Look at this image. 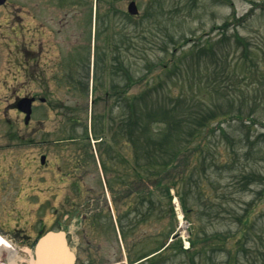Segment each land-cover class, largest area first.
Returning <instances> with one entry per match:
<instances>
[{"label": "rangeland", "instance_id": "374dc122", "mask_svg": "<svg viewBox=\"0 0 264 264\" xmlns=\"http://www.w3.org/2000/svg\"><path fill=\"white\" fill-rule=\"evenodd\" d=\"M129 1L7 0L0 5V178L3 177L0 183L6 178L25 183V198L17 196V190L0 189V219L11 224L1 226L9 231L25 221L28 228L36 215L44 214L40 205L48 208L53 204V197L41 190L39 184L53 185L57 181V168L62 164L57 156L63 155L68 162L70 149L68 146L59 151V143L44 146L41 143L44 137L63 138L66 139L63 144L69 143L71 135L86 133L87 126V133L92 135L89 143L95 149L97 138L108 135L106 118L117 121L122 113L130 112L128 104L123 110L118 105L109 108L108 101L117 98L110 99L105 94L111 85L118 83L114 59L118 62L121 57L125 76H133L135 80L126 89V101L140 95L136 99L140 101L135 103L137 108L141 106V128L139 133L130 128L135 131L136 147L147 139L156 142L166 132H172L170 123L161 114L154 118L158 110L148 114L149 103L170 109L178 105L181 120L189 118L195 124L196 116L215 114L205 119L195 134L184 123L174 126L168 136L170 144L157 149L153 144L151 150L175 157L169 176L165 175L161 182L162 177L157 175L156 224L155 228L146 227L148 232L142 229L143 247L150 246L145 240L149 233L152 240L157 238L159 248L171 234L179 232L176 243L184 247L189 241L190 249L178 250L171 241L158 253L157 264H225L231 255L238 257L232 260L233 264H264V0H135L140 9L136 16L127 12ZM61 18L70 23L63 25V60L68 59L66 45L71 41L78 58L90 63L87 69L94 64L90 70L94 92L77 93L72 96L73 101L64 91L55 92L54 27ZM70 26L71 40L67 37ZM209 38L216 42L217 54L207 50L199 56L191 49L193 45L201 47ZM24 41L25 45L34 41V47L38 41L47 44L39 63H33L39 64L36 74L27 75V59L14 52L17 44ZM14 59L24 61L25 69L15 67ZM78 71L81 75L83 67L78 66ZM26 92L45 96L48 101V104L36 102L29 124H25L24 115L12 105L17 96ZM58 95L78 108L66 116L67 121L57 130L55 109L49 110L48 106L55 105ZM179 95H183L182 103H174ZM143 96L146 100H142ZM44 112L47 121L42 126L39 119ZM75 116L81 123L67 118ZM97 118L101 120L95 121ZM155 119L158 120L154 122ZM101 127L102 131L97 132ZM136 147L125 143L126 167L135 165L129 151ZM42 153L48 156L45 167L40 163ZM68 182V176L62 173L63 200L69 193ZM169 184L174 187L167 192ZM174 196L180 211L175 209ZM246 210L255 211L253 222H257L248 243L250 249H226L225 246L235 247ZM21 213H25V218L19 216ZM44 217L47 227L57 228L49 209ZM7 254L4 252L5 259L2 258L5 262L10 257ZM22 257L27 258L26 252L24 256L19 251L17 263H21Z\"/></svg>", "mask_w": 264, "mask_h": 264}, {"label": "flooded vegetation", "instance_id": "af4514ba", "mask_svg": "<svg viewBox=\"0 0 264 264\" xmlns=\"http://www.w3.org/2000/svg\"><path fill=\"white\" fill-rule=\"evenodd\" d=\"M68 22L67 20L62 21L61 18L54 27V69L57 80L55 92L58 93L59 91L60 94L64 91L70 95L72 100L73 95L84 94L89 91L93 93L95 88L92 72L90 74V70H93V64L87 69L86 66H89L90 63L85 64V61L83 63L78 58L77 53H74L76 46L71 41L66 45L68 59L63 60L62 31L63 25L65 27L70 25ZM71 26L67 29L69 31L67 37L70 40L73 35ZM40 30L39 35L43 33ZM31 42V45L28 43L25 45V41L17 44L14 51L17 55L21 57L24 55L27 59V75H30L31 72L36 74L39 64L34 65L33 63H39L41 52L47 46V44L38 41L37 44L40 46L34 47L35 42ZM31 56L33 57L31 58ZM114 61L118 70V83L111 85L105 94L110 99L114 96L117 97L113 102L108 101L109 107L118 105L123 110L126 91L125 62L124 58L121 59V57H118V62L115 59ZM13 62L15 67L19 66L25 69L24 61L14 59ZM78 66L83 67L81 75L77 74L79 72ZM90 83L92 84L90 85ZM96 89L98 90V88ZM25 96L34 97L33 105L36 101L48 104L45 96L26 92L24 95L17 96L13 101L12 105L15 109L19 110V107L23 105L21 100ZM48 108L49 110L55 109L58 130L60 125L67 121L66 116L76 112L78 105L68 104L58 95L55 105L53 107L48 106ZM19 112L25 116L24 112L21 110ZM121 116L117 121L114 118H106L109 127L108 135L97 138L98 148L95 149L89 143V136L92 135L88 133L71 135L68 138L69 143L64 144L66 139L63 138L47 139L44 137L41 140L44 146L49 143H59L57 144L59 151H63L61 148L68 146L70 149L68 162L63 155L57 156L59 161L62 160V164L58 165L56 172L57 181L53 185H46L44 182L39 184L41 190H44L45 193L49 192V195L53 197V204H50L48 208L40 205L44 214L36 215L37 219L33 220L28 228H25L24 221L23 225L17 223L7 231L3 229L1 224H11L9 222L3 223L0 219V233L10 241V244L0 246V249H60V247H38L33 244L38 236L50 229L43 221L46 210L49 209L54 216V223L57 228H65L68 231L71 242L70 249H75V260L72 264H157V238L152 240V234L149 233L145 240L148 239L150 246L148 248L143 247V242L141 243L142 229L152 226L155 228L156 224V171L151 169L148 172L147 166L126 167L125 115L122 113ZM67 118H70L69 121L75 124L81 123V119L77 116ZM39 120L41 125L45 126L47 113L44 112L43 117ZM99 120L101 118L95 119V121ZM99 125L102 126V124ZM102 129L101 127L97 132L102 131ZM137 153V151H129L131 156ZM43 156L45 158L42 166L45 167L49 161L47 154L42 153L40 158L42 159ZM62 173L68 176L69 181L66 185L69 193L64 200L62 199ZM15 178L19 180L18 174L15 175ZM9 179L12 178H6L0 183V189H5V191L8 189L17 190V196L25 198V183L12 182ZM47 198L50 199V197ZM65 202H68V207H65ZM22 215L25 218V213L19 214V216ZM143 232L148 231L146 229ZM151 244L154 246L152 247ZM22 251L25 256V250ZM22 264H25V258Z\"/></svg>", "mask_w": 264, "mask_h": 264}, {"label": "trees", "instance_id": "16d2710c", "mask_svg": "<svg viewBox=\"0 0 264 264\" xmlns=\"http://www.w3.org/2000/svg\"><path fill=\"white\" fill-rule=\"evenodd\" d=\"M226 33L224 32V38L227 37V35H225ZM223 39H221L220 41H222ZM215 46H216V42L214 41V43L211 42V39H207L206 43L204 45H202L201 47L199 46H196V45H193L191 46V49L192 50H196L197 52V55H204L205 53H207V50H209L210 52H213V54H217V52L215 51ZM137 97H140V95H137ZM136 98H133V101H136ZM174 99V98H173ZM142 100H146V97L143 96ZM175 102L174 103H177V104H181L182 101H183V95H179V96H175ZM146 106H149V113L148 114H153L155 112V110H158L157 113H155V116L154 118L157 117V114H161L163 117L162 119H164L166 121V119L168 120V122L170 123L169 126L173 132L174 130V126L178 125V126H184V123H188L191 127H192V130H191V133L192 134H195L199 128L201 129L203 127V124L206 122L205 119H210V118H213L215 117V114L213 115L212 113H209L207 117H202L200 115L196 116L198 117V121L197 123H190L189 121V118H187L186 120H181L182 118V111H178L177 110V106L173 108H158L155 104V102L153 104L149 103V105H146ZM153 106V108H152ZM156 106V107H155ZM139 111L141 110L138 109ZM140 115H141V111H140V114L137 113V110H132L131 111V115L128 116V118H132V120L134 121H130L128 126L129 128H136L138 131L137 133H139L140 131V128H141V122L139 120L140 118ZM240 117V115H237ZM172 118H177V120H172ZM158 120V119H155L154 122ZM224 120V119H223ZM146 128V126H144ZM172 132H166L165 135H163V137H161L160 140L158 141H153L152 139H147L146 142L143 144H140L141 148L143 149H150L152 144L154 143L156 145V148L158 146V148L164 146L165 144H170V140L168 138V136L170 137V135L172 134ZM130 134H133L135 133V131H130L129 132ZM153 147V146H152ZM161 149H164V148H161ZM172 149V148H171ZM199 149H201V147H199ZM174 155H169V157H162V156H158L157 158V166L159 167V172L163 171V169H167L170 167V163H171V160L174 159ZM151 157L149 156L148 159H150ZM255 212V211H254ZM254 212H249L248 210L245 211V213L243 214V218L241 220V222L243 223V228L241 229V233H240V236L238 237L237 241H236V244H235V247L234 248H228L225 246L226 249H250V246L248 245L249 241H250V238H252V234H253V231H254V228L256 223L257 222H253V215H254ZM226 236L222 237L221 240L225 239ZM222 245H225L226 243L221 241ZM174 245H176L178 247V249H181L180 245L175 243ZM238 257L237 255H231L229 257V259L227 260V262L225 264H233L232 260H237Z\"/></svg>", "mask_w": 264, "mask_h": 264}, {"label": "water", "instance_id": "95a60500", "mask_svg": "<svg viewBox=\"0 0 264 264\" xmlns=\"http://www.w3.org/2000/svg\"><path fill=\"white\" fill-rule=\"evenodd\" d=\"M6 0H0V4ZM129 12L137 14L139 12L135 1H131L128 5ZM23 106H20L25 112H27L26 120L29 119L31 114V98H24ZM40 247L46 246H61L62 249H33L34 257L31 261L33 264H72L74 254L72 249H68V243L64 232H49L45 236L41 237L37 242Z\"/></svg>", "mask_w": 264, "mask_h": 264}, {"label": "bare ground", "instance_id": "6f19581e", "mask_svg": "<svg viewBox=\"0 0 264 264\" xmlns=\"http://www.w3.org/2000/svg\"><path fill=\"white\" fill-rule=\"evenodd\" d=\"M0 243H2L3 245L6 243L5 239H4L1 235H0ZM4 251H5V250H4ZM12 260H13V259H11L10 262H11V263H14V262H13L14 260H13V261H12ZM0 264H3V262L0 261Z\"/></svg>", "mask_w": 264, "mask_h": 264}]
</instances>
